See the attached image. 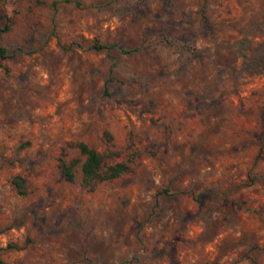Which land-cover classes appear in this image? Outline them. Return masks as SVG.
I'll list each match as a JSON object with an SVG mask.
<instances>
[{
  "label": "rangeland",
  "instance_id": "374dc122",
  "mask_svg": "<svg viewBox=\"0 0 264 264\" xmlns=\"http://www.w3.org/2000/svg\"><path fill=\"white\" fill-rule=\"evenodd\" d=\"M0 17V264H264V0ZM79 141L130 170L83 185Z\"/></svg>",
  "mask_w": 264,
  "mask_h": 264
},
{
  "label": "trees",
  "instance_id": "16d2710c",
  "mask_svg": "<svg viewBox=\"0 0 264 264\" xmlns=\"http://www.w3.org/2000/svg\"><path fill=\"white\" fill-rule=\"evenodd\" d=\"M9 29V21L3 25L0 21V34L7 32ZM95 48L104 49L110 48V46L96 44ZM5 54L6 49L4 47H0V59L5 58ZM75 145L78 147L80 154L84 156V161L81 164V181L85 186L91 187L96 181L117 178L130 170V165L127 162L118 161L113 164H106L103 159V155L83 141H79ZM77 163V159L71 160L70 163L60 160L61 174L66 180L73 181L75 179L74 167ZM12 183L19 194H24L26 192L24 178L22 176L15 175L12 178Z\"/></svg>",
  "mask_w": 264,
  "mask_h": 264
}]
</instances>
